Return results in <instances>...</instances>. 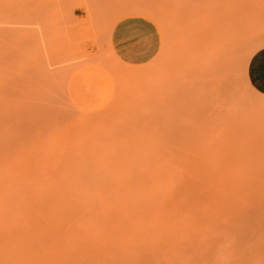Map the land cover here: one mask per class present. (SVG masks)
Masks as SVG:
<instances>
[{
  "label": "rangeland",
  "instance_id": "rangeland-1",
  "mask_svg": "<svg viewBox=\"0 0 264 264\" xmlns=\"http://www.w3.org/2000/svg\"><path fill=\"white\" fill-rule=\"evenodd\" d=\"M0 264H264V0H0Z\"/></svg>",
  "mask_w": 264,
  "mask_h": 264
}]
</instances>
